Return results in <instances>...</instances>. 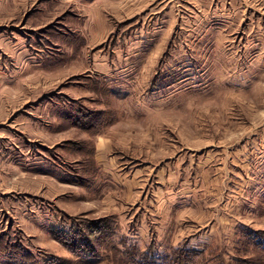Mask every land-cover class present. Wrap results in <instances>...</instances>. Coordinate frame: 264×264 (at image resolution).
<instances>
[{"label":"rangeland","instance_id":"1","mask_svg":"<svg viewBox=\"0 0 264 264\" xmlns=\"http://www.w3.org/2000/svg\"><path fill=\"white\" fill-rule=\"evenodd\" d=\"M2 236L0 264H264V0H0Z\"/></svg>","mask_w":264,"mask_h":264},{"label":"trees","instance_id":"2","mask_svg":"<svg viewBox=\"0 0 264 264\" xmlns=\"http://www.w3.org/2000/svg\"><path fill=\"white\" fill-rule=\"evenodd\" d=\"M81 228L76 225V229L72 232V235L68 234H62V235H56L55 237L60 240L61 243L66 245L67 247L71 248L72 250L77 247V241L79 244L83 247H92L93 242L88 239L87 237L83 236V233L80 230ZM70 236V237H68ZM246 238V235L244 236ZM79 239V240H78ZM253 242V241H252ZM24 250L22 247L18 244H12L9 243L8 240H6L5 237H0V252H2L5 257L11 258H27L28 253L23 252ZM203 251H200V253ZM25 253V254H24ZM189 254L182 255L180 257L177 255V258H164L159 264H205L207 260L205 258H200L201 260L196 261L195 258H189ZM199 259V258H198ZM212 260V259H209ZM132 262L130 264H155L157 261L150 258H140L139 261H135L134 259L131 260ZM166 261V262H164Z\"/></svg>","mask_w":264,"mask_h":264}]
</instances>
